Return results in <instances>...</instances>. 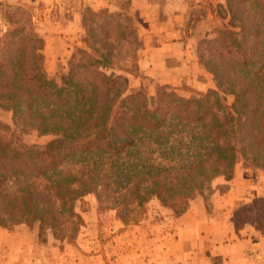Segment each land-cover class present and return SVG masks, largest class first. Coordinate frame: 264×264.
I'll return each instance as SVG.
<instances>
[{"label":"trees","instance_id":"obj_1","mask_svg":"<svg viewBox=\"0 0 264 264\" xmlns=\"http://www.w3.org/2000/svg\"><path fill=\"white\" fill-rule=\"evenodd\" d=\"M226 5L230 27L197 47L218 88L185 97L160 86L152 100L127 94L126 76L106 72L124 59L137 69L141 41L126 12L87 9V48L59 82L29 13L9 12L0 108L13 126L0 120V226L37 224L40 241L47 230L72 240L83 224L75 204L88 193L129 223L152 198L182 214L240 161L264 171V0ZM17 131L54 138L38 148L18 143Z\"/></svg>","mask_w":264,"mask_h":264},{"label":"crops","instance_id":"obj_2","mask_svg":"<svg viewBox=\"0 0 264 264\" xmlns=\"http://www.w3.org/2000/svg\"><path fill=\"white\" fill-rule=\"evenodd\" d=\"M82 3L84 8L93 10H121L114 0H82ZM130 8L140 18L137 85L146 81L174 87L187 84L197 90L210 86L194 50L197 39L207 31L201 36L191 31L186 34L190 0H131ZM72 14L69 20L53 22L49 33L43 35L45 66L50 74L63 69L75 44L71 35L76 30L82 31L83 10L79 7ZM255 197L264 198V171L248 163L235 164L227 190L211 195V213L204 199L196 196L184 213L173 217L176 230L167 235L181 244L191 245L167 246L159 255L166 258L167 264H264V231L241 235L233 227L238 208ZM191 219L197 223L195 226L188 224ZM227 236L231 240L224 242ZM54 241L52 235L46 242L40 241L37 224L0 226V264H64L66 258Z\"/></svg>","mask_w":264,"mask_h":264},{"label":"rangeland","instance_id":"obj_3","mask_svg":"<svg viewBox=\"0 0 264 264\" xmlns=\"http://www.w3.org/2000/svg\"><path fill=\"white\" fill-rule=\"evenodd\" d=\"M114 1L121 5V10H107L109 12H126L134 20L138 31L140 18L133 14V10L130 8L131 0ZM82 4V0H0V35L9 27L10 22L7 17L9 12L24 10L31 16L34 29L44 42L43 35L49 33L53 22L71 19L73 10L79 7L83 10V17L88 8H84ZM190 4L191 13L187 16L185 22L186 34L191 31L192 34L201 36L205 30L207 31V34L199 37L196 41L194 50L197 56L199 42L205 38L214 37L218 29L229 28L230 17L227 12L226 0H190ZM209 28H211V32ZM81 30H76V34L71 35L74 37L75 44L68 55L69 57L65 60L63 69L55 74H50L47 71L49 78L59 82L61 76L68 71L70 64L79 58L80 51L87 48L82 18ZM203 69L211 83L204 90L194 89L187 84L174 87L147 81L139 86L136 83L139 68L137 65L135 70V65L130 59L122 60L119 67L107 68L106 72L126 76L128 80L127 94L141 91L149 100H152L160 86L172 89L177 94L185 97L198 95L208 88H218V81L204 67ZM226 100L231 103L233 100L232 95H227ZM0 120L13 126L12 112L0 108ZM15 134V140L18 143H25L38 148H43L54 138L52 135H39L35 131L29 133L17 131ZM238 163L246 162L240 161ZM231 178L227 179L225 176H219L211 182L210 190H205L203 194L197 195L203 199L204 197L207 198L204 201L208 212H212V193L226 191ZM75 210L81 214L83 224L74 239L56 238L50 230L43 232L42 235L43 242H46L50 235L54 237V244L61 249L62 255L66 258L63 260L64 264H167L166 258L159 255L161 249H165L167 246L182 248V246L191 245L181 244L170 238V234L167 235V233L176 230L173 217L179 215L175 214L171 208L162 206L156 198L150 199L146 203L142 215L137 220L129 223H123L115 209L108 208L105 204L100 206L94 193H88L79 199L75 204ZM235 222L236 224L233 227H236L241 235L264 231V198L255 197L249 204L240 206L235 215ZM188 224L192 226L197 223L191 219L188 220ZM230 240L231 237L227 236L224 242ZM221 241L223 242L222 239Z\"/></svg>","mask_w":264,"mask_h":264}]
</instances>
